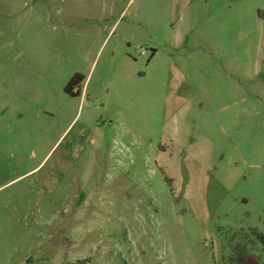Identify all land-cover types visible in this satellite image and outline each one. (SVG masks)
Wrapping results in <instances>:
<instances>
[{"label":"rangeland","instance_id":"1","mask_svg":"<svg viewBox=\"0 0 264 264\" xmlns=\"http://www.w3.org/2000/svg\"><path fill=\"white\" fill-rule=\"evenodd\" d=\"M258 235L264 0H0V264H264Z\"/></svg>","mask_w":264,"mask_h":264},{"label":"trees","instance_id":"2","mask_svg":"<svg viewBox=\"0 0 264 264\" xmlns=\"http://www.w3.org/2000/svg\"><path fill=\"white\" fill-rule=\"evenodd\" d=\"M81 77L78 74H75L67 83V85L64 88V91L67 94H70L72 96L76 95V93H73L72 88L74 85H77L81 82ZM257 238L260 240L262 244H264V237L257 236ZM238 264H261L259 260L254 257L252 254H247L246 252L240 251L236 254Z\"/></svg>","mask_w":264,"mask_h":264}]
</instances>
